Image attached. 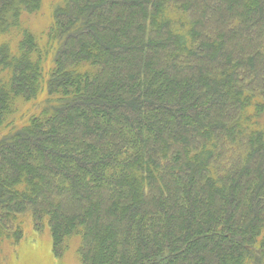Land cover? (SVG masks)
Returning a JSON list of instances; mask_svg holds the SVG:
<instances>
[{
	"label": "trees",
	"instance_id": "16d2710c",
	"mask_svg": "<svg viewBox=\"0 0 264 264\" xmlns=\"http://www.w3.org/2000/svg\"><path fill=\"white\" fill-rule=\"evenodd\" d=\"M43 1L0 0V242L264 264V0H64L42 45Z\"/></svg>",
	"mask_w": 264,
	"mask_h": 264
},
{
	"label": "rangeland",
	"instance_id": "374dc122",
	"mask_svg": "<svg viewBox=\"0 0 264 264\" xmlns=\"http://www.w3.org/2000/svg\"><path fill=\"white\" fill-rule=\"evenodd\" d=\"M63 1L44 0L38 12L24 16L23 25L38 38L42 45L47 43V31L53 21V12ZM13 46L15 48L16 43ZM51 66L52 64L48 62L46 68ZM45 96L40 97L35 105L39 104ZM32 108V104L26 107L31 111ZM260 126H264V117L261 119ZM78 247L79 240L73 238L67 245L63 259L55 258L49 229L47 228L41 234L34 232L32 219L28 215L24 223V236L19 244L13 245L9 241L0 242V264H82L78 256Z\"/></svg>",
	"mask_w": 264,
	"mask_h": 264
}]
</instances>
